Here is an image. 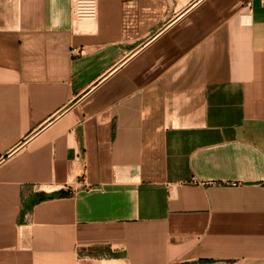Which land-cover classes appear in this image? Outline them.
<instances>
[{
	"label": "crops",
	"instance_id": "obj_1",
	"mask_svg": "<svg viewBox=\"0 0 264 264\" xmlns=\"http://www.w3.org/2000/svg\"><path fill=\"white\" fill-rule=\"evenodd\" d=\"M95 1L0 0V264H264V0Z\"/></svg>",
	"mask_w": 264,
	"mask_h": 264
},
{
	"label": "built area",
	"instance_id": "obj_2",
	"mask_svg": "<svg viewBox=\"0 0 264 264\" xmlns=\"http://www.w3.org/2000/svg\"><path fill=\"white\" fill-rule=\"evenodd\" d=\"M71 14L76 19L91 20L96 15L95 0H71Z\"/></svg>",
	"mask_w": 264,
	"mask_h": 264
},
{
	"label": "trees",
	"instance_id": "obj_3",
	"mask_svg": "<svg viewBox=\"0 0 264 264\" xmlns=\"http://www.w3.org/2000/svg\"><path fill=\"white\" fill-rule=\"evenodd\" d=\"M60 195H68V193H61ZM41 199H42V197H39V198H37V199H35V200H32V201L30 202V205H31L32 203H36V202L40 201Z\"/></svg>",
	"mask_w": 264,
	"mask_h": 264
}]
</instances>
